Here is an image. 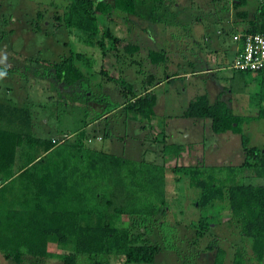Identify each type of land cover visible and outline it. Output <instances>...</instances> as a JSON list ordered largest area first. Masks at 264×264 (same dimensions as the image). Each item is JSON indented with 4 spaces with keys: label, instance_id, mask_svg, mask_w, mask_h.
Masks as SVG:
<instances>
[{
    "label": "rangeland",
    "instance_id": "obj_1",
    "mask_svg": "<svg viewBox=\"0 0 264 264\" xmlns=\"http://www.w3.org/2000/svg\"><path fill=\"white\" fill-rule=\"evenodd\" d=\"M69 1L0 0V132H29L34 138L60 141L83 130L89 135V147L163 165L168 207L166 221L153 225L147 236L157 247L152 264H213L219 248L226 253L224 264H231L237 249H244L247 263H252L249 242L230 220L226 201L217 202L208 212L198 211L195 203L199 190L189 185L183 173L173 170L175 166L196 164L224 170L247 159L239 135L215 134L209 119L183 117L188 104L198 96H206L210 104L223 101L242 116H256L264 109L263 76L242 75L233 67L238 46L235 29L242 24L232 13L230 0H160L156 6L147 0L130 21H122L121 16L111 21L102 18L101 30L139 47L134 55L110 51L107 43L103 55L101 48L80 32L59 25L53 16L62 14ZM257 5L258 0H247L239 10L253 13ZM144 12L146 17H141ZM98 40L96 37L92 42ZM160 51L167 57L165 62L152 63L147 58L149 52ZM76 53L84 56L76 66L84 73L83 83L89 86H84L91 94L89 101L71 93L73 87L61 90L46 65ZM118 81L131 85L132 90ZM146 90L156 97L150 121L118 108L92 122L95 115ZM98 100L103 103L98 105ZM243 132L249 146L264 150V119L244 124ZM168 145L182 146L184 151L178 157L163 158L162 150ZM227 174L224 171L220 176ZM244 174L236 180L264 186V177ZM4 196L8 198L9 192ZM3 209L6 207L0 200V211ZM206 215L214 219L208 232L198 236L188 224ZM129 222L122 218L118 225L126 227ZM49 250L63 254L70 248L51 243ZM107 261L124 264L117 257ZM0 264L15 263L0 256ZM22 264L62 262L25 256ZM77 264H91V260L80 256Z\"/></svg>",
    "mask_w": 264,
    "mask_h": 264
},
{
    "label": "trees",
    "instance_id": "obj_2",
    "mask_svg": "<svg viewBox=\"0 0 264 264\" xmlns=\"http://www.w3.org/2000/svg\"><path fill=\"white\" fill-rule=\"evenodd\" d=\"M149 1L153 6L160 3V0ZM146 2L70 0L62 14L56 12L53 17L59 25L80 32L99 46L103 55L107 49L134 55L139 51L137 45L101 30L99 21L102 18L111 21L116 16L130 21L129 17L137 15L139 7L146 6ZM230 2L232 13L242 24L235 29L236 36H240L238 55L242 36H264V1L258 0L253 13L239 10L246 6L247 0ZM146 15L144 12L141 17ZM151 15H155V10H151ZM96 37L100 40L92 42ZM105 43L109 44L107 49ZM83 58L76 53L59 63L46 65L54 72L52 79L61 90L73 87L71 93L89 101L91 94L85 89L89 86L83 83L84 73L76 66ZM147 58L152 63L167 60L163 51L149 52ZM237 72L259 74L264 83V71ZM119 84L132 90L125 82ZM95 103L99 105L103 100ZM155 105L156 97L146 90L124 104L116 103L114 108L95 115L92 122L102 120L118 108L150 121ZM183 117L209 119L215 134L230 132L240 136L247 158L240 166L215 170L196 164L175 166L173 170L183 173L189 185L199 190L195 203L198 211L208 212L217 202L226 201L230 220L249 242L250 264H260L264 258V186L236 179L247 172L264 177V150L249 146V138L243 132L244 124L264 119V109L252 117L237 115L225 102L210 104L206 96L201 95L188 104ZM25 118L29 123L28 111ZM88 142L89 135L83 130L60 141L34 138L29 132H0V189H3L0 200L6 207L0 211V256L5 261L22 264L28 256L77 264L80 256H86L91 264H108L109 257L120 258L124 264L154 262L157 247L147 236L153 225L157 227L161 221H166L165 167L94 149ZM183 151L182 146H165L163 158L178 157ZM224 171L227 176H220ZM6 192H9L8 198L4 196ZM122 218L130 219L128 226L118 225ZM213 219L209 215L200 216L188 225L200 236L208 232ZM51 243L70 250L56 254L49 250ZM225 258V251L219 248L213 264H224ZM231 264H248L244 249L234 251Z\"/></svg>",
    "mask_w": 264,
    "mask_h": 264
},
{
    "label": "built area",
    "instance_id": "obj_3",
    "mask_svg": "<svg viewBox=\"0 0 264 264\" xmlns=\"http://www.w3.org/2000/svg\"><path fill=\"white\" fill-rule=\"evenodd\" d=\"M240 40V36L237 37ZM242 46L233 66L241 72L264 71V36L260 34H246L241 37Z\"/></svg>",
    "mask_w": 264,
    "mask_h": 264
},
{
    "label": "crops",
    "instance_id": "obj_4",
    "mask_svg": "<svg viewBox=\"0 0 264 264\" xmlns=\"http://www.w3.org/2000/svg\"><path fill=\"white\" fill-rule=\"evenodd\" d=\"M239 48H240V46H239V44H238L237 49H236V54H237ZM232 110H233V109H232Z\"/></svg>",
    "mask_w": 264,
    "mask_h": 264
}]
</instances>
